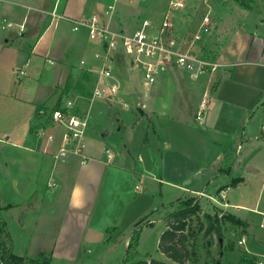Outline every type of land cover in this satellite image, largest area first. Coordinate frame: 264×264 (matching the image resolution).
Segmentation results:
<instances>
[{
    "label": "crops",
    "instance_id": "0c3cea01",
    "mask_svg": "<svg viewBox=\"0 0 264 264\" xmlns=\"http://www.w3.org/2000/svg\"><path fill=\"white\" fill-rule=\"evenodd\" d=\"M147 2L134 0L132 4L146 6ZM107 3L0 0V97L10 95L12 104L9 114L0 113V217L14 253L31 259L27 253L33 247L29 243L23 253L15 251L16 241L6 221L9 215L17 218L21 231L28 228L32 240L36 235L39 240L49 239V246L38 249L39 256L51 255L52 264H84L80 256L86 247L116 249L119 241L115 239L125 220L137 227L145 209L131 213L125 204L144 203L149 197H142V191L157 190L154 185H159L175 198L172 203L225 187L220 196L210 198L244 225H224L216 264H264V229L260 227L264 177L257 199L250 201L246 193L254 175L264 172V0H251L250 9L222 41L217 62L213 60L219 67L202 78L213 87L206 88L196 113L180 112L179 86L171 71L147 89L150 94L143 99L139 96L140 115L134 111V121L127 123L122 112L129 105L120 93L114 102L90 103L78 90L96 80L81 62L100 68L103 62L96 56L104 50L89 40L86 31L73 32L70 20L102 15ZM124 8L118 7L111 25L126 33H133L143 16L150 14L143 10L129 18L121 15ZM213 21L216 28L214 17ZM215 28L208 46L215 38ZM112 65L119 71L125 68L119 58ZM123 96L132 97L126 91ZM69 101L74 102L73 114L81 113L89 120L88 147L84 157L69 154L56 160L66 129L54 124L51 115ZM144 122L146 136L134 156L129 148L138 141L136 132ZM117 136L127 141L126 151L118 150ZM229 155H235L236 162L229 173L221 174ZM203 170L207 171L201 174ZM235 170L247 175L233 176ZM197 174L200 179L195 178ZM225 177L232 181L221 185ZM238 178L243 181L230 187ZM203 181L208 184L206 191L200 190ZM131 236L123 243L125 250ZM243 238L245 243L239 245ZM210 251L213 257V247Z\"/></svg>",
    "mask_w": 264,
    "mask_h": 264
},
{
    "label": "rangeland",
    "instance_id": "374dc122",
    "mask_svg": "<svg viewBox=\"0 0 264 264\" xmlns=\"http://www.w3.org/2000/svg\"><path fill=\"white\" fill-rule=\"evenodd\" d=\"M171 0H150L147 2L146 6L144 4H139L135 7L132 3L127 4H121L120 7H125L122 10V16H127L129 18H132L133 16H137L139 13H141L143 10H147L150 14L148 16H143V19H149L151 22L152 20L157 24L160 23L164 13L166 12L169 2ZM187 2V7L185 11L179 12L175 16V22L177 25L176 33L178 34V38L180 40H184L183 45H185V41H189L191 35L196 31V22L199 19V17L202 15L203 12L208 10L206 8V5L204 4L203 0H185ZM207 5H209V8L212 11V15L214 19L216 20V28H215V38L213 39L212 43L206 47H202L203 45H196L195 53L196 54H210V59L217 62L218 54L222 49V41L224 39L228 38V35L232 32L234 29V26H236L237 22H240V18L244 17V14L250 9V3L251 0H206ZM131 4V5H130ZM153 22V24H154ZM132 21L130 20L128 25H131ZM120 31V30H118ZM124 32V31H121ZM215 40V41H214ZM213 55V56H212ZM119 58L123 61V64H125V68L123 70L114 68V72H116V76L119 79V82L121 84L120 88V96L123 97V101L129 105V109L127 111L122 112V116H126V123L127 121H134V116L140 115V109L138 106L142 103L141 98L143 99L146 94H150L151 91H147L145 86L141 83L140 80V74L137 69H134L128 61L127 55L125 52H116L115 53V60ZM113 66V65H112ZM116 66V65H115ZM114 67V66H113ZM173 75H175L178 86H179V96H178V102L180 107V112L184 113L185 115H192L196 113L197 105L202 99L204 92L206 88L211 84H207L208 82L205 80H202L204 77H208L211 73H213L211 70L205 74L204 76L198 78V79H191L188 75L185 73L175 70L172 72ZM95 83L94 81L91 83V81H87L83 87H77L80 91V95H82V98L84 101L88 100L90 103L93 101L91 100V92L94 87ZM210 90L212 89V84L209 86ZM131 92L132 97L126 98L123 96L124 92ZM141 96V98H139ZM73 99V98H72ZM11 99L10 95L2 96L0 97V113L4 114L11 111ZM116 106H119L116 104ZM121 109L122 107L119 106ZM95 108V107H94ZM120 109V110H121ZM123 110V109H122ZM135 111V112H134ZM134 112V114H133ZM78 114V113H77ZM77 116L84 117L81 113H79ZM129 126L133 127V123ZM3 124V123H2ZM146 123L144 122L136 132L137 134V140L136 143L129 148V151L132 155L136 156L138 153V144L140 143V140H143L145 138L146 133ZM131 130V128H129ZM116 143L119 145L118 150L126 151L124 149V145H127V141L121 139L120 136L115 137ZM117 145V146H118ZM207 171V170H206ZM244 172V170H235L233 176L240 177V175ZM210 173H212V170H210ZM264 172L261 170V172H257L254 175V180L251 181L249 184V187L246 191L248 195V199L251 201L253 198L257 199L261 189H262V179H263ZM243 175H247L246 172H244ZM232 181L231 178H222V180L219 182L221 185H227L228 182L230 183ZM194 183V182H193ZM196 184V183H194ZM207 185L205 184V181H203V185L201 184V191H206ZM157 187V190H149V191H142L141 195L142 197H149L147 198L144 203H142L140 206L135 203L132 205L125 204V207H130V211H134L135 209L143 208L145 209L144 214L140 217L138 220L137 227L130 221L125 220L123 228L121 232L116 236L117 241H119V245H116V249H114V246H108V247H99L98 245H91L85 248L83 250L82 255L80 256V261H84V264H120L126 256L127 250L124 249V241L125 239L132 233H134L141 223L147 222L148 220H151L154 216L159 213L164 206L168 205L171 201H173L175 198H170V194L168 195L164 190L159 189V185H154ZM141 187H144L143 185ZM225 189V187L222 188H216L213 190H209L208 192H204V196H194L197 198V200L200 203L201 206V213L194 217L190 221V233L196 234L195 239H191L190 244L193 246V248L198 253V258L196 263L194 264H216L217 257H218V242L216 236H213L210 239H206L204 237V231H200L201 226H207L208 220L205 217L206 215L210 214L214 216L217 213L223 212L225 208L222 207V205L218 204V200H213L210 197H213L215 195L220 196L221 190ZM264 191V190H263ZM140 194V193H139ZM263 195V192H262ZM149 210V211H148ZM148 211V212H147ZM6 221L8 223V229L11 233V236L13 240L16 241V248L15 251L17 253H23V248L27 247L29 243H32V249H29L27 253V257L31 259H38L39 258V250L40 247H46L50 245L49 239L42 240L37 239V235L32 240L31 239V232L28 230L21 231L18 226V221L15 216H7ZM135 227V228H134ZM166 225L165 221L162 219L156 220L153 222L152 225H141V232L139 237V244L141 243V246H138V251L141 254V256L144 259L147 260H158L164 263L169 264H175L172 261H170L164 254L161 253L159 250V241L161 234L165 230ZM32 241V242H31ZM211 242V245H210ZM34 245V246H33ZM213 247L215 255L212 257L210 254V248ZM25 255V254H23ZM51 256V255H50ZM120 259V260H118ZM1 264V263H0ZM53 264H68L64 261H55Z\"/></svg>",
    "mask_w": 264,
    "mask_h": 264
},
{
    "label": "built area",
    "instance_id": "2783aa9c",
    "mask_svg": "<svg viewBox=\"0 0 264 264\" xmlns=\"http://www.w3.org/2000/svg\"><path fill=\"white\" fill-rule=\"evenodd\" d=\"M133 1L108 0L102 15L70 20L73 32L86 31L89 40L99 43L104 50L103 55L97 54L96 56L103 62L100 68L94 69L88 67L85 61L81 62L85 72L96 77L91 92L92 101L107 100L114 102L117 100L121 84L115 75L112 64L116 62L114 56L118 51L126 53L129 64L139 71L141 83L146 89L155 86L162 76L171 71L179 70L191 79H198L210 70L212 72L217 70L218 64L213 62L209 56L203 53H195L196 45L206 47L215 28L212 11L206 0L203 1L208 10L197 20L196 31L191 35L189 41H185V45H183L184 40L178 38L175 22L176 14L185 11L187 7L185 0H171L160 23L156 24L153 20L151 22L149 19H142L133 33L113 29L111 22L119 5ZM52 16L57 17L55 14ZM8 27L11 28L13 25L9 24ZM20 74L24 76L25 72L22 71ZM127 107L125 104L124 108ZM73 108L74 102L69 101L63 110L55 111L51 115L54 124L64 125L66 129L63 145L55 155L56 160L64 159L69 154L84 157L88 147L89 120L73 114L71 112ZM201 117L202 112H199L198 120ZM262 132L264 133V125ZM222 194L225 198V191ZM260 227L264 229V217ZM244 243L245 238L239 241V245Z\"/></svg>",
    "mask_w": 264,
    "mask_h": 264
},
{
    "label": "trees",
    "instance_id": "16d2710c",
    "mask_svg": "<svg viewBox=\"0 0 264 264\" xmlns=\"http://www.w3.org/2000/svg\"><path fill=\"white\" fill-rule=\"evenodd\" d=\"M238 1V0H237ZM147 141V138H146ZM236 162L235 155L225 158V166L220 170L221 174H227ZM243 181L242 178L233 180L230 187H237ZM199 201L195 197H184L165 206L156 216L147 222L141 223L139 228L132 234L125 259L120 264H166L158 260L144 259L138 251L141 225H152L154 221L162 219L166 222L167 228L161 234L159 250L170 261L175 264H194L197 261L198 253L190 244L196 234L190 233V221L201 213ZM208 220L207 226H201L204 237L210 239L216 236L220 241L223 239L224 225L230 223L243 226L240 220L233 215L220 212L214 216H205ZM211 245V242H210ZM219 245V242H218ZM0 263L1 264H52L50 255L41 254L38 259L31 260L14 253L13 243L6 229V223L0 217Z\"/></svg>",
    "mask_w": 264,
    "mask_h": 264
},
{
    "label": "water",
    "instance_id": "95a60500",
    "mask_svg": "<svg viewBox=\"0 0 264 264\" xmlns=\"http://www.w3.org/2000/svg\"><path fill=\"white\" fill-rule=\"evenodd\" d=\"M204 173H206V170H203L202 172H201V174H204ZM201 174H197L196 176H195V178L196 179H200L201 178ZM222 241V240H221Z\"/></svg>",
    "mask_w": 264,
    "mask_h": 264
}]
</instances>
